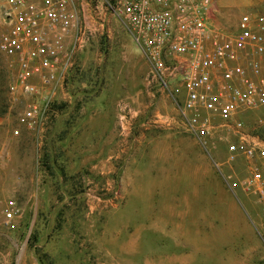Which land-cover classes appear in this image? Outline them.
I'll return each mask as SVG.
<instances>
[{
  "label": "rangeland",
  "instance_id": "obj_1",
  "mask_svg": "<svg viewBox=\"0 0 264 264\" xmlns=\"http://www.w3.org/2000/svg\"><path fill=\"white\" fill-rule=\"evenodd\" d=\"M222 1L227 30L264 14V0ZM16 73L0 50V264H264L263 205L228 189L224 145L207 154L188 133L117 19L43 126L19 123ZM29 198L19 227L4 226L8 203Z\"/></svg>",
  "mask_w": 264,
  "mask_h": 264
},
{
  "label": "built area",
  "instance_id": "obj_2",
  "mask_svg": "<svg viewBox=\"0 0 264 264\" xmlns=\"http://www.w3.org/2000/svg\"><path fill=\"white\" fill-rule=\"evenodd\" d=\"M215 10L214 0H0V50L17 70L11 89L28 103L19 123L49 120L57 90L117 19L188 133L207 154L224 145L215 165L228 189L254 197L264 214V14H242L227 30ZM22 215L10 201L4 226L18 228Z\"/></svg>",
  "mask_w": 264,
  "mask_h": 264
},
{
  "label": "crops",
  "instance_id": "obj_3",
  "mask_svg": "<svg viewBox=\"0 0 264 264\" xmlns=\"http://www.w3.org/2000/svg\"><path fill=\"white\" fill-rule=\"evenodd\" d=\"M233 4H234V6L233 7H235L236 5H237V1L236 0H233ZM232 7V8H233ZM214 8L216 9L215 10V13H211V16H212V18H213V20L215 21V22H217V23H222V20H221V17L223 16V12H225L226 10H227V8L226 7H224V3H223V1L222 0H216L215 2H214ZM231 8V9H232ZM221 16V17H220ZM62 117V116H61ZM58 118V120H57V124H56V126L58 127V128H61L62 127V125H63V123H65L64 122V120H65V118L63 119V118ZM82 121H78V120H76V122H74L73 124H71V123H65L66 125H67V127L69 128H72V129H74V130H78V128H79V125H80V123H81ZM82 124V123H81ZM69 128V129H70ZM71 130V129H70ZM72 131V130H71ZM71 133V132H70ZM76 133H77V131H76ZM75 133H72L71 135H74ZM70 137V136H69ZM93 153V152H92ZM91 158H95L94 156H91ZM30 197H32V196H30ZM7 199H5V201H6ZM27 201V202H26ZM25 202L26 203H24L23 205L24 206H22V205H20V207L22 208V211L23 210H25V208H27V206L30 204V203H28V202H31L32 201V198H29L28 200H26ZM24 202V201H23ZM22 217H23V215H22Z\"/></svg>",
  "mask_w": 264,
  "mask_h": 264
},
{
  "label": "trees",
  "instance_id": "obj_4",
  "mask_svg": "<svg viewBox=\"0 0 264 264\" xmlns=\"http://www.w3.org/2000/svg\"><path fill=\"white\" fill-rule=\"evenodd\" d=\"M5 102V101H4ZM6 106L4 105L2 108H5ZM3 110V109H2ZM4 111V110H3Z\"/></svg>",
  "mask_w": 264,
  "mask_h": 264
}]
</instances>
